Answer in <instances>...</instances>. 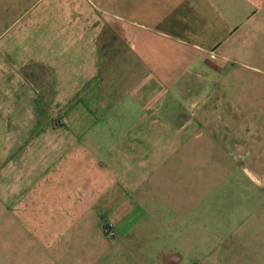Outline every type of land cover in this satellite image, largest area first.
Instances as JSON below:
<instances>
[{"label": "crops", "instance_id": "0c3cea01", "mask_svg": "<svg viewBox=\"0 0 264 264\" xmlns=\"http://www.w3.org/2000/svg\"><path fill=\"white\" fill-rule=\"evenodd\" d=\"M218 262L264 264V0H0V264Z\"/></svg>", "mask_w": 264, "mask_h": 264}, {"label": "built area", "instance_id": "2783aa9c", "mask_svg": "<svg viewBox=\"0 0 264 264\" xmlns=\"http://www.w3.org/2000/svg\"><path fill=\"white\" fill-rule=\"evenodd\" d=\"M214 59H216V57H214ZM103 231L105 233V235L111 239L116 237V233L113 229V225L112 224H108L103 228Z\"/></svg>", "mask_w": 264, "mask_h": 264}, {"label": "rangeland", "instance_id": "374dc122", "mask_svg": "<svg viewBox=\"0 0 264 264\" xmlns=\"http://www.w3.org/2000/svg\"><path fill=\"white\" fill-rule=\"evenodd\" d=\"M218 263H222V264H245V262H218Z\"/></svg>", "mask_w": 264, "mask_h": 264}]
</instances>
